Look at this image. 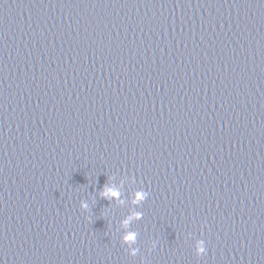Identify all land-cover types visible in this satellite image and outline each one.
<instances>
[{
  "label": "water",
  "instance_id": "1",
  "mask_svg": "<svg viewBox=\"0 0 264 264\" xmlns=\"http://www.w3.org/2000/svg\"><path fill=\"white\" fill-rule=\"evenodd\" d=\"M0 264H264V0H0Z\"/></svg>",
  "mask_w": 264,
  "mask_h": 264
},
{
  "label": "clouds",
  "instance_id": "2",
  "mask_svg": "<svg viewBox=\"0 0 264 264\" xmlns=\"http://www.w3.org/2000/svg\"><path fill=\"white\" fill-rule=\"evenodd\" d=\"M102 195L105 196V197L118 198L119 197V192L114 186L105 185L104 189H103V192H102ZM148 196H149V193L147 191H145L143 189L138 190L136 193H134L132 202L134 204L139 203V202L144 201L145 199H147ZM81 208L82 209H87L88 208V204L86 202L82 201L81 202ZM141 215L142 214L139 213V212H134L130 216L126 217L122 221V224L124 226H127L131 219H133V218H137L138 219V218H140ZM123 239H124L125 242H129V243L134 242L135 233L134 232H126L124 234V236H123ZM195 249H196V254L198 256L206 254L207 249H206L205 241L203 239H198L196 241ZM134 251L135 250H133V253H134Z\"/></svg>",
  "mask_w": 264,
  "mask_h": 264
}]
</instances>
